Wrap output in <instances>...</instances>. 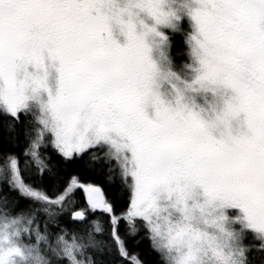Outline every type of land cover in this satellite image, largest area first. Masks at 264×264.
Masks as SVG:
<instances>
[{
    "label": "snow or ice",
    "instance_id": "6c2138e0",
    "mask_svg": "<svg viewBox=\"0 0 264 264\" xmlns=\"http://www.w3.org/2000/svg\"><path fill=\"white\" fill-rule=\"evenodd\" d=\"M0 264H264V0H0Z\"/></svg>",
    "mask_w": 264,
    "mask_h": 264
}]
</instances>
